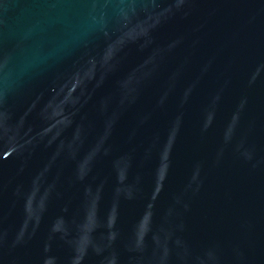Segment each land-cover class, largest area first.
I'll use <instances>...</instances> for the list:
<instances>
[{
    "label": "water",
    "instance_id": "95a60500",
    "mask_svg": "<svg viewBox=\"0 0 264 264\" xmlns=\"http://www.w3.org/2000/svg\"><path fill=\"white\" fill-rule=\"evenodd\" d=\"M0 264H264V0H0Z\"/></svg>",
    "mask_w": 264,
    "mask_h": 264
}]
</instances>
